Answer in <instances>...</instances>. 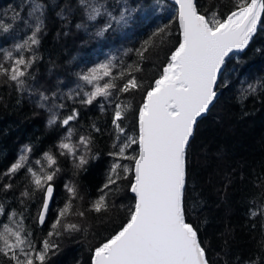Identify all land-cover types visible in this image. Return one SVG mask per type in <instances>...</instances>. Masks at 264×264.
<instances>
[{
  "label": "trees",
  "instance_id": "1",
  "mask_svg": "<svg viewBox=\"0 0 264 264\" xmlns=\"http://www.w3.org/2000/svg\"><path fill=\"white\" fill-rule=\"evenodd\" d=\"M77 1L79 90L71 89L80 95L76 99L59 101L63 107L52 113L60 119L49 125L51 117L46 118L38 103L36 106L30 101L34 95L31 82L48 77L42 73L47 66L58 67V57L63 56L59 43L63 38L58 39L56 34L61 35V29L66 30L72 24L70 19L78 17L77 11H72L70 16V7ZM236 2L199 0L198 7L202 13L218 11L221 16H226ZM37 4L41 5L39 11L36 10ZM125 6L135 10L128 23L117 25L113 22L111 29L99 34L109 22L105 9L113 16H119ZM91 7L100 9V15L94 20L89 19ZM177 12L169 0H85V3L81 0H3L0 35L9 34L24 19L30 20L32 16L37 23L43 22L44 29L41 34H36L39 44L33 45L31 50L15 48L16 44H23L32 36L31 27L14 41L9 39L7 43H0V57L6 51H12L14 58L18 52L26 59L33 55L37 57L28 70L31 75L25 78L23 89L0 76V185H12L7 190L0 187V205L7 213V216L0 215V230H3V224H12V212L23 214V223L39 247L40 241L47 237L56 210L67 199L63 185L74 183L78 196L83 198L77 199L75 205L78 210L85 211V216L71 217V222L79 224L81 231L62 237L53 236L51 239L60 244V249L54 255L50 254L46 264H91L95 247L126 222L128 209L135 203L134 194L129 190L131 176L120 182V191L111 197L115 207L101 214L86 209L97 196V189L104 183L113 163L108 153L114 150L116 136L120 135L123 140L125 136L138 135V109L148 87L159 78L181 38ZM164 25L169 27L163 35V42L156 38L157 46L150 48L141 60L137 50L154 30ZM109 59L117 65L113 69L114 75L122 65L139 64L142 71L136 75L144 87L130 93H119L108 101L101 99L91 105L81 104L83 93L91 91L92 86L82 81L80 76ZM2 62L6 67L10 65L7 59L0 60V64ZM59 70L62 77L63 71L60 67ZM218 89L217 99L206 116L198 121L195 136L188 147L184 194L186 217L198 227L210 264H264V31L258 32L244 52L233 54L218 82ZM115 103L131 106L121 122L125 129L123 134L118 133L112 123ZM74 108L79 112L78 119L69 126H63L60 120L71 114ZM93 126L99 131H95ZM68 128L74 133V141L80 135L93 139L92 154L97 159H90L83 170L75 168L71 157L59 154L58 145L67 135ZM26 146L31 149L27 153L31 167L39 169L40 165L35 161L44 163V153L51 152L61 170L55 180V202L44 225L37 223L42 194L33 192L29 183L30 173L21 169L11 177L4 175ZM137 151V145H132L127 154L134 155ZM121 163L132 165L128 160ZM25 190L30 193L29 197L21 196ZM253 212L257 214L253 216ZM15 219L20 220V216ZM0 264H8L3 254H0Z\"/></svg>",
  "mask_w": 264,
  "mask_h": 264
},
{
  "label": "snow or ice",
  "instance_id": "2",
  "mask_svg": "<svg viewBox=\"0 0 264 264\" xmlns=\"http://www.w3.org/2000/svg\"><path fill=\"white\" fill-rule=\"evenodd\" d=\"M175 2L178 5L176 17L181 38L171 51L159 78L148 87L138 109V135L125 136L123 140L120 135L116 136L114 150L108 153L113 163L86 211L101 214L115 207L111 197L120 191V182L129 176L132 177L129 190L134 194L135 203L128 209L126 222L119 230L95 247L91 264H210L198 227L186 217L187 151L198 121L206 116L217 99L218 81L233 54L244 52L258 32L264 31V0H237L226 16H221L218 11L202 13L198 7L199 0ZM40 9L41 5L37 4L36 10ZM133 11L125 6L119 16H113L105 9L109 22L99 34L111 29L113 22L127 24ZM98 15L100 9L91 7L89 19L94 20ZM42 26L43 22L39 21L32 36L23 44H16L15 48L31 50L33 45L39 44L36 34ZM168 27H158L143 41L137 50L141 60L150 48L157 46L156 38L163 42ZM4 59L10 61V65L0 64V76L23 89L25 78L31 75L28 70L37 57L33 55L31 59H26L18 52L14 58L12 51H6ZM116 67L113 59H109L80 76L82 81L92 86L91 91L83 93L81 104L91 105L101 99L108 101L119 93H130L144 87L136 75L142 71L139 64L122 65L118 74L114 75ZM42 99L47 100V97L42 96ZM130 107L122 103L114 105L112 123L118 133H125L121 122ZM78 117L79 112L74 108L60 123L69 126ZM59 119L53 113L48 123L53 125ZM93 128L99 131L95 126ZM73 134L68 128L67 135L58 145L59 154L71 157L75 168L83 170L90 159H97L92 154L93 139L80 135L74 141ZM132 145H137L138 151L128 155L127 150ZM30 152L31 149L26 146L4 175L11 177L21 169L30 173L29 183L33 192L42 194L37 223L44 225L50 205L55 202V180L61 170L51 152L44 153V163L35 161L40 167L34 169L29 165L27 153ZM123 160L131 161L132 165L121 163ZM0 187L7 190L12 185ZM63 187L67 199L56 210L47 237L40 241L39 247L23 223V214L12 212V224H3L0 254L7 257L8 264H46L50 254L54 255L60 249V244L51 239L53 236L62 237L81 231V226L71 222V217L85 216V211L78 210L75 205L77 199L83 198L78 196L74 183H66ZM29 195L27 190L21 193L22 197ZM256 214L252 213L253 216ZM0 215L7 216L3 205H0ZM17 215L20 220L15 219Z\"/></svg>",
  "mask_w": 264,
  "mask_h": 264
},
{
  "label": "rangeland",
  "instance_id": "3",
  "mask_svg": "<svg viewBox=\"0 0 264 264\" xmlns=\"http://www.w3.org/2000/svg\"><path fill=\"white\" fill-rule=\"evenodd\" d=\"M3 6V0H0V10ZM70 16L72 11L78 12V17L72 18L69 27L66 30L61 29L60 33L56 34L58 39H62L59 43V48L62 50L63 56L58 57V67L51 68L47 66L43 70V74L48 76L42 80L35 79L31 84L33 85L31 91L34 92L33 98H30L31 103L34 105L38 103V107L46 118L51 117L53 110L59 108V101H63L65 98L72 99L77 98L75 87L79 90V1L72 3L70 7ZM77 19V20H76ZM37 19L33 16L30 20L24 19L18 27L12 30L9 34L3 33L0 35V43H7L6 41H14V39L22 36L27 30L32 28V32H35L37 26ZM76 20V22H74ZM44 26L41 27L37 34H41ZM17 34V35H15ZM14 37V38H11ZM1 61H5L4 56L0 57ZM4 65L5 62H2ZM63 71L62 77L60 76V70ZM42 96L47 97V100H43ZM43 105V107L41 106ZM21 148V146H19ZM23 152V151H22Z\"/></svg>",
  "mask_w": 264,
  "mask_h": 264
},
{
  "label": "water",
  "instance_id": "4",
  "mask_svg": "<svg viewBox=\"0 0 264 264\" xmlns=\"http://www.w3.org/2000/svg\"><path fill=\"white\" fill-rule=\"evenodd\" d=\"M171 3H173L175 6H176V8H177V10H178V5L176 4V2H175V0H169ZM219 82V81H218ZM219 93H220V90L217 88V97H218V95H219ZM215 102V101H214ZM52 205V204H51ZM51 205H50V207H51Z\"/></svg>",
  "mask_w": 264,
  "mask_h": 264
}]
</instances>
